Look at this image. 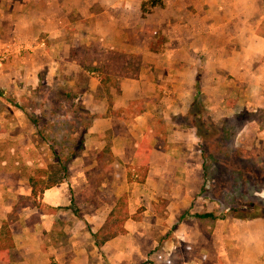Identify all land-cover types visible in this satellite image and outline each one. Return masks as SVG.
<instances>
[{"label":"crops","instance_id":"crops-1","mask_svg":"<svg viewBox=\"0 0 264 264\" xmlns=\"http://www.w3.org/2000/svg\"><path fill=\"white\" fill-rule=\"evenodd\" d=\"M145 1L0 0V227L17 205V219L8 225L15 252L7 261L1 255L0 264H47L42 251L51 244L54 217L68 208L70 187L85 185L89 169L98 164H108L110 186L113 166L122 169L119 183L125 189L116 187L112 194L126 197L124 232L97 246L88 230L80 231L70 242L75 254L60 264H88L91 257L101 264L100 252L109 264H133L148 257V244L156 247L150 258L156 255L157 264H264V217L229 215L214 194L210 199L216 203L204 209L208 194L200 193L204 159L198 137L188 124L164 118L183 111H172L180 102L190 104L198 76L202 111L222 120L243 110L253 114L264 147V0H156L142 6ZM83 44L102 49L99 57L68 56ZM110 51L139 55L136 76L115 75L122 93L110 105L96 106L82 148L70 162L71 185L59 181L38 193V205L31 203L30 169L52 166V159L2 89L35 85L43 56L61 71L79 61L87 62L85 69L94 66L103 61L100 53ZM131 81L142 84V95L125 93ZM87 84L92 92L98 88L96 73ZM135 99H143L144 107L129 112L127 101ZM127 164L137 172L131 167L126 174ZM102 187L98 183L96 189ZM255 194L264 201V185ZM20 195L30 201L16 204ZM206 212L215 218L195 215ZM105 218L89 230H98Z\"/></svg>","mask_w":264,"mask_h":264},{"label":"rangeland","instance_id":"rangeland-1","mask_svg":"<svg viewBox=\"0 0 264 264\" xmlns=\"http://www.w3.org/2000/svg\"><path fill=\"white\" fill-rule=\"evenodd\" d=\"M154 40L156 42V39ZM78 46L80 59L84 57L86 61H91L94 55L99 57L96 54L100 52L99 50H102L92 45L83 44ZM103 55L104 53H100V58L103 59ZM45 58L43 56L38 59L41 63L37 69V83L35 85H26L19 89L10 85L8 88H3L2 91L3 95H8L6 96L8 103L15 109L21 110L25 117L27 116L28 122L35 127L37 144H46L47 158L49 154L52 159L51 171H54L56 162H54L53 153H58L62 158L70 148H73L77 156L86 138L85 133L94 121V113L98 112L96 106L99 107V103L110 105L109 103L115 101L112 99L117 98L122 90H119L120 85H118L115 73H111L107 86L102 87L98 84V88L92 92L88 89L87 80L88 76L95 74V72L90 73L84 68V65H87L86 61L70 64L69 67L63 66L60 71V67L58 68L54 64H52L54 68H51L49 60ZM114 81L115 83H112ZM182 89L183 92L189 91L186 86ZM65 92H68V95H65ZM142 92V84L138 85L137 81H131L129 89L125 91V93L131 95H142ZM15 93L19 95L18 100L14 99ZM142 100L127 101L129 112L138 110L140 105H143ZM182 103L180 102L178 106L173 107L172 111L176 112L177 109L183 111H179L171 118L170 113L166 112L164 118L167 123L174 119L175 122H180L181 125L188 124L198 137L197 145L200 147L204 159L202 163L204 179L202 180L200 193L202 195L208 194L206 202L203 203V208L205 209L206 204H209L210 201L215 202V200L210 199V195L214 194L219 198L222 197L223 203L221 205L223 207L235 204L242 207L233 213L234 215L237 217L246 216L247 213L241 210L250 209V205L246 203L247 201L264 202L262 198L255 194V191L258 190L257 187L264 183V147H262L263 139L259 138L258 130L253 124L252 115H248L244 120L246 124L242 125L243 127L239 130L236 127L242 119L238 117L237 113L228 116L229 125L231 128L233 127L229 129L232 133L228 134L224 131L222 133L220 130L221 118L207 115L204 111L196 113L195 110L198 108L195 109L192 103ZM184 104H188L186 111ZM173 105L175 104L173 103ZM199 108H202V102H200ZM237 153L242 154L243 159H238ZM40 154L43 158L42 152ZM75 157L66 163V173L63 181L68 185L72 183L69 166ZM92 157L93 155L90 154L85 158V160L87 159L86 163L92 161ZM106 165L108 164H103L101 167L99 164L97 166L93 165L89 169V180L85 185L82 184V187L78 188L70 187L68 208H60L59 213L54 217L55 229L49 240L51 244H47L42 251L47 264H60L61 260H66L75 254L70 243L74 241L72 239L78 237L80 231L87 232L89 227L94 230L102 218L108 215L109 204L115 203L109 213L107 224H116L117 221L122 224L123 217L128 216L127 211H125V195L114 196L112 194V190L116 187L119 192L122 188L125 189L119 183L120 177L123 175L122 169L116 164L112 165L115 175L113 174L114 184L110 186L111 182L109 181L111 179H107L109 175L106 174ZM15 167L16 165L10 166L11 173L16 172L15 169L17 168ZM131 167L137 172L136 165L127 164L125 166L126 174L131 172ZM41 168L33 167L30 170L36 171ZM55 176H61V172L55 170ZM103 176L107 180L103 179ZM98 183H102L103 186L99 191L96 189ZM13 201L16 204H25L30 200L20 195L14 197ZM139 212L140 207L136 208L135 212L130 215L133 219H136ZM151 247V244L145 246L146 255H148L146 259L133 264H157L156 255H152V258H150V254L155 252L156 247L154 246V249H151ZM94 252L97 255L99 250ZM100 253V263L109 264L105 259V255L102 252ZM96 260L91 257L88 264H95Z\"/></svg>","mask_w":264,"mask_h":264},{"label":"trees","instance_id":"trees-1","mask_svg":"<svg viewBox=\"0 0 264 264\" xmlns=\"http://www.w3.org/2000/svg\"><path fill=\"white\" fill-rule=\"evenodd\" d=\"M154 3H156V0H147L145 2H142V6L144 4L153 5ZM68 56L73 57V58L81 57L79 53L75 51L74 52L70 51ZM139 61H140V58H139V55L137 54H124L120 52L110 51V52H106L103 55L102 62L95 64L94 66H90V67L88 66L86 67V70L89 72L90 71L95 72L96 76L98 77L99 84L102 87H106L108 79H109V75L111 73H115L117 77H128V78L135 77L138 71ZM193 92H194V95L190 103L194 105L195 109L198 108L197 110H195V112L200 113L202 112V108H199V105L201 102L200 101L201 91L199 87L198 76H196L195 82L193 84ZM0 94H1V91H0ZM65 95H68V92H65ZM250 114L251 113L244 111V110L237 113L238 117L242 119L240 121V124H238V126L236 127L237 130H239L242 127V125L245 123L244 120H246V118ZM251 115L253 119V114ZM222 122L220 123L221 124L220 130L222 131V133L223 131L227 132L228 134L232 133V131H230L229 129H232L233 127L232 128L230 127L228 117L224 118ZM53 156L55 158L54 162H56L54 171L53 170L51 171L52 166H48L47 168H41V169L34 171V174L30 176L28 179V183L30 186L31 203H34L35 205H38L35 199L38 193H40L44 188H48L59 181H63V177L66 173V163L71 158L76 156V151H74L73 148L72 149L70 148L69 151H67L66 155L63 156L62 158L56 152L53 153ZM237 158L243 159L242 154L237 153ZM55 170L60 171L61 176L56 177ZM141 180H142L141 177L137 178V181H141ZM259 188L260 186L257 187V189ZM246 203L247 205H250V209L246 208L244 210H241L247 213V215L242 216L240 218L245 219V218H254V217H264V202L256 201V200H249ZM241 208L242 207H239L236 204L229 205L227 206L228 212H225V213L236 216L233 213L237 212ZM16 210H17V206L14 205L12 209L10 210V212L6 214V219L2 222L1 227H0V256L6 253L4 255L5 260L8 259L9 252L10 253L15 252V250L13 249V244L11 240V232L9 230L8 225L17 219ZM195 215L197 217L203 216V217L215 218V216L211 212L195 214ZM125 217L126 216H124L123 218ZM108 219H109V213L106 216L104 223L101 225V227L98 230L91 232L88 229V232L90 236L92 237L94 244L97 246L103 241L107 240L108 238L113 237L114 235L118 233L124 232L121 226V223L119 221H117L116 224H107Z\"/></svg>","mask_w":264,"mask_h":264}]
</instances>
